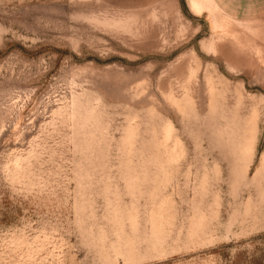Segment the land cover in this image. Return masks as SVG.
<instances>
[{
  "label": "rangeland",
  "instance_id": "374dc122",
  "mask_svg": "<svg viewBox=\"0 0 264 264\" xmlns=\"http://www.w3.org/2000/svg\"><path fill=\"white\" fill-rule=\"evenodd\" d=\"M212 1L0 0V264H264V0Z\"/></svg>",
  "mask_w": 264,
  "mask_h": 264
},
{
  "label": "bare ground",
  "instance_id": "6f19581e",
  "mask_svg": "<svg viewBox=\"0 0 264 264\" xmlns=\"http://www.w3.org/2000/svg\"><path fill=\"white\" fill-rule=\"evenodd\" d=\"M190 2H191L192 7L198 12L201 10H207V11L211 12L214 9V3L212 0H190ZM199 13H202V11ZM239 24H241V23H239Z\"/></svg>",
  "mask_w": 264,
  "mask_h": 264
}]
</instances>
